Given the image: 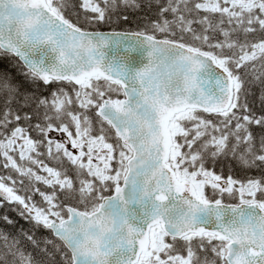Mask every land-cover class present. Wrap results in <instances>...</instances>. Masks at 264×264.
<instances>
[{
  "label": "snow or ice",
  "instance_id": "snow-or-ice-1",
  "mask_svg": "<svg viewBox=\"0 0 264 264\" xmlns=\"http://www.w3.org/2000/svg\"><path fill=\"white\" fill-rule=\"evenodd\" d=\"M8 207L0 264H264V0H0Z\"/></svg>",
  "mask_w": 264,
  "mask_h": 264
},
{
  "label": "trees",
  "instance_id": "trees-1",
  "mask_svg": "<svg viewBox=\"0 0 264 264\" xmlns=\"http://www.w3.org/2000/svg\"><path fill=\"white\" fill-rule=\"evenodd\" d=\"M143 21L135 16L130 17L129 22L125 23L121 20H117V19H113V21L111 22V24L108 25H101L100 30L102 31H134L137 30V28L139 26H142ZM45 95H47V92L45 91ZM224 172L227 173L228 172V168L225 165L224 166ZM3 214H8L10 216H13L16 218L17 221V228H24V229H28L31 228L32 225L23 217L19 216V214L15 211L11 210V207L8 208H0V215ZM37 236H46L47 235V231L44 229H38L36 231Z\"/></svg>",
  "mask_w": 264,
  "mask_h": 264
},
{
  "label": "rangeland",
  "instance_id": "rangeland-1",
  "mask_svg": "<svg viewBox=\"0 0 264 264\" xmlns=\"http://www.w3.org/2000/svg\"><path fill=\"white\" fill-rule=\"evenodd\" d=\"M56 139V138H55ZM61 140V139H60Z\"/></svg>",
  "mask_w": 264,
  "mask_h": 264
}]
</instances>
